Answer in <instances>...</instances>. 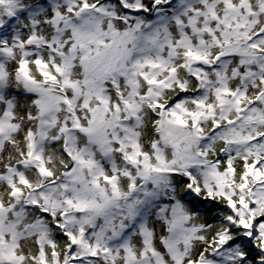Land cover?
<instances>
[{"label":"snow or ice","instance_id":"6c2138e0","mask_svg":"<svg viewBox=\"0 0 264 264\" xmlns=\"http://www.w3.org/2000/svg\"><path fill=\"white\" fill-rule=\"evenodd\" d=\"M0 264H264V0H0Z\"/></svg>","mask_w":264,"mask_h":264}]
</instances>
